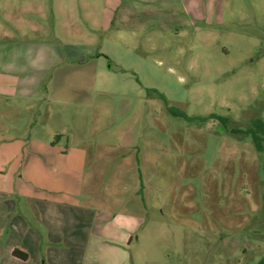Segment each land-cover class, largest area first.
Here are the masks:
<instances>
[{"label": "rangeland", "instance_id": "1", "mask_svg": "<svg viewBox=\"0 0 264 264\" xmlns=\"http://www.w3.org/2000/svg\"><path fill=\"white\" fill-rule=\"evenodd\" d=\"M27 1L0 0V40L66 57L34 98L0 95V131L20 165L30 152L22 192L96 216L84 264H257L264 151L234 131L264 120V0H68L83 36L62 28L60 0ZM73 41L90 42L82 62ZM0 198V264L12 245L44 258L41 206Z\"/></svg>", "mask_w": 264, "mask_h": 264}, {"label": "crops", "instance_id": "2", "mask_svg": "<svg viewBox=\"0 0 264 264\" xmlns=\"http://www.w3.org/2000/svg\"><path fill=\"white\" fill-rule=\"evenodd\" d=\"M28 2L33 3L35 6L34 10L37 13H43L47 9L45 8V3L40 0H28L27 4L30 5ZM68 2V0H60L58 6L54 8V11L59 14V17H62L60 23L63 26L62 28L65 27L64 29L66 32H76L75 26H77L83 36L86 30H82L80 26L75 25L74 22L70 23L69 21L71 12L75 9L74 5L72 4L70 6ZM105 10H107V8ZM83 25H85V23ZM85 26L88 25L86 24ZM89 31L90 30H88V32ZM57 39L61 41V37ZM82 42H84L83 45L80 44ZM82 42H78V45H76L75 41H73L66 45V47L69 48L68 57L70 59L80 62L85 60L86 56L81 53L79 46H84L83 48H86L90 46V42ZM75 54L79 57H75ZM65 57V53H63V50L59 48L57 43L53 44L39 41L26 43L21 39H11L8 41H3V39L0 40V95L2 97L17 96L20 99L34 98L46 74L56 63L62 61ZM4 105H6V103ZM3 120L5 119L0 116V126L4 123ZM11 134L12 133L1 134L0 131V194L9 195L17 192L19 197L32 199L34 207L40 205L41 224L47 235L44 240H46L47 243L50 242L49 244L53 246L46 245L45 243L43 248L44 258L40 257L38 250H35L33 246L19 248L20 251L28 254L27 259H22L15 256L13 251L18 248L12 245L8 249V253L13 254L9 263L84 264L91 241L89 235L96 223V216L92 215L88 205H82L78 201L71 202L69 200L65 201L60 198H54L51 195H35L22 192L19 186L16 185L17 182L14 180V174H16L17 179H19L20 171L23 168V171L27 169L29 163L28 159L31 155H29L30 152L27 153L28 157L26 163H24L23 156V162L20 165L19 151L17 150L18 153L15 155L14 150L7 149V146L12 145L11 143H6V141L11 140L13 137ZM39 155H41L46 162L45 154L39 152ZM0 201H2L1 198ZM118 219L119 218L116 220L120 221ZM25 229L27 230L26 225ZM62 242H64L65 246L61 245ZM120 255L121 254H112L110 261L106 262V264H121ZM17 260L19 262H17ZM91 264L97 263L94 262Z\"/></svg>", "mask_w": 264, "mask_h": 264}, {"label": "trees", "instance_id": "3", "mask_svg": "<svg viewBox=\"0 0 264 264\" xmlns=\"http://www.w3.org/2000/svg\"><path fill=\"white\" fill-rule=\"evenodd\" d=\"M245 132L252 136V142L258 151H264V120L258 119L252 122L249 128L246 130H235L234 133ZM13 253L16 257L27 259L28 254L20 251L19 249H14ZM257 264H264V256L257 262Z\"/></svg>", "mask_w": 264, "mask_h": 264}]
</instances>
